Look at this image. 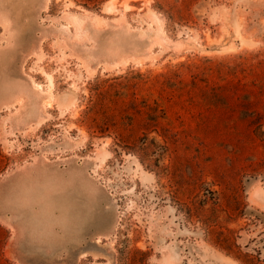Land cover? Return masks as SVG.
I'll return each mask as SVG.
<instances>
[{"label": "rangeland", "instance_id": "obj_1", "mask_svg": "<svg viewBox=\"0 0 264 264\" xmlns=\"http://www.w3.org/2000/svg\"><path fill=\"white\" fill-rule=\"evenodd\" d=\"M256 195L264 0H0V264H264Z\"/></svg>", "mask_w": 264, "mask_h": 264}, {"label": "water", "instance_id": "obj_2", "mask_svg": "<svg viewBox=\"0 0 264 264\" xmlns=\"http://www.w3.org/2000/svg\"><path fill=\"white\" fill-rule=\"evenodd\" d=\"M87 244L89 246H94V247H97V248H98V246L99 247L101 246L97 241L92 243L91 241L85 240L84 243L83 242L78 243V245H77L78 246L77 247L78 248V252H77V254L75 256L76 258L74 259V261L71 262V264H78V261H79L81 256H84L86 254H91V252H90L91 248L86 247ZM91 255H93V254H91ZM20 264H33V263L26 262V261L23 262L22 261V262H20ZM39 264H56V263H54L53 261L48 260L47 262H43V263H39Z\"/></svg>", "mask_w": 264, "mask_h": 264}, {"label": "bare ground", "instance_id": "obj_3", "mask_svg": "<svg viewBox=\"0 0 264 264\" xmlns=\"http://www.w3.org/2000/svg\"><path fill=\"white\" fill-rule=\"evenodd\" d=\"M128 1V0H127ZM126 2V1H125ZM107 10V9H106ZM110 11V10H109ZM257 194H259V193H257ZM257 197V199L260 201V203H262L263 204V206H264V195H256Z\"/></svg>", "mask_w": 264, "mask_h": 264}]
</instances>
